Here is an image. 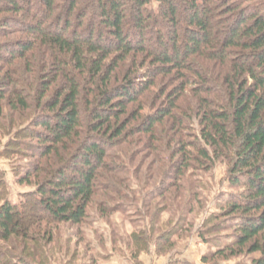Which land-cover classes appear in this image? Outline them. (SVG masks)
<instances>
[{
    "label": "trees",
    "instance_id": "trees-1",
    "mask_svg": "<svg viewBox=\"0 0 264 264\" xmlns=\"http://www.w3.org/2000/svg\"><path fill=\"white\" fill-rule=\"evenodd\" d=\"M1 132L33 189L13 203L0 181V264L216 163L228 191L201 262L264 264V0H0Z\"/></svg>",
    "mask_w": 264,
    "mask_h": 264
},
{
    "label": "rangeland",
    "instance_id": "rangeland-1",
    "mask_svg": "<svg viewBox=\"0 0 264 264\" xmlns=\"http://www.w3.org/2000/svg\"><path fill=\"white\" fill-rule=\"evenodd\" d=\"M9 140L7 132L0 133V181L7 199L18 203L22 194L31 191L33 186L17 184L15 173H24L32 161L15 154L2 156ZM185 178L184 183L177 184L176 191L171 189L162 200L151 202L147 196L149 189L155 183L161 185L163 179L149 186L142 183L143 201L122 203V211L107 217H100L93 211L88 224L81 227L62 225L55 228L54 242L45 247L43 258L39 256L35 264H202V257L211 247L199 233L206 228L207 218L217 213L219 197L228 191L226 167L216 163L206 177L190 178L188 172ZM190 179L196 194L195 189L193 193L188 192L190 186L185 182ZM132 184L136 186L134 181ZM194 194L198 199L193 200ZM133 235L146 241V249L136 256L137 242L131 238ZM7 252L16 253L8 248ZM219 264H250V256L242 255Z\"/></svg>",
    "mask_w": 264,
    "mask_h": 264
}]
</instances>
